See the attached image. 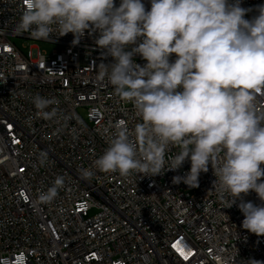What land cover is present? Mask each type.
I'll return each mask as SVG.
<instances>
[{"label": "built area", "instance_id": "obj_1", "mask_svg": "<svg viewBox=\"0 0 264 264\" xmlns=\"http://www.w3.org/2000/svg\"><path fill=\"white\" fill-rule=\"evenodd\" d=\"M142 2L150 10V0ZM259 5L264 0H241L245 18ZM23 8L24 0H0V264H264V236L242 227L239 199L227 207L232 196L213 187L211 164L197 188L172 183L190 160L156 176L95 167L116 122L130 131L141 122L99 77L101 63L114 60L87 30L76 45L72 33L58 31L36 40L58 46L50 52L17 44L31 39L13 31ZM134 60L146 63L139 54ZM37 94L55 99L46 109H56L54 118L37 116ZM58 176L56 197L42 201ZM242 197L262 203L254 191Z\"/></svg>", "mask_w": 264, "mask_h": 264}, {"label": "clouds", "instance_id": "obj_2", "mask_svg": "<svg viewBox=\"0 0 264 264\" xmlns=\"http://www.w3.org/2000/svg\"><path fill=\"white\" fill-rule=\"evenodd\" d=\"M150 4L146 11L142 0H120L119 6L115 0H24L13 31L46 41L57 31L72 33L73 45L86 30L99 33L95 43L102 57L114 60L101 63L99 77H107L141 122L131 131L123 120L116 122L95 167L156 176L190 160V170L173 176L172 183L197 188L211 164L213 187L218 183L232 196L227 207L239 199L242 227L264 236V5L246 19L250 9L241 0ZM137 54L143 66L135 62ZM32 102L38 117L56 116V109L46 110L54 98L37 94ZM173 148L177 153L166 161ZM63 183L58 176L40 199L53 200ZM253 191L261 204L243 199Z\"/></svg>", "mask_w": 264, "mask_h": 264}, {"label": "rangeland", "instance_id": "obj_3", "mask_svg": "<svg viewBox=\"0 0 264 264\" xmlns=\"http://www.w3.org/2000/svg\"><path fill=\"white\" fill-rule=\"evenodd\" d=\"M19 44V45H25V47L29 48L31 46H37L39 49L41 50H46L48 52L51 51L52 48H58L57 45L55 44H51V43H47V42H43V41H36V40H33V39H24V38H21V39H17L16 40ZM24 51H26V49H24Z\"/></svg>", "mask_w": 264, "mask_h": 264}]
</instances>
